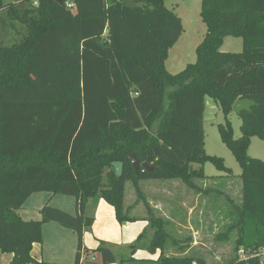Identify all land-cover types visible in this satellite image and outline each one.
<instances>
[{
    "label": "trees",
    "instance_id": "16d2710c",
    "mask_svg": "<svg viewBox=\"0 0 264 264\" xmlns=\"http://www.w3.org/2000/svg\"><path fill=\"white\" fill-rule=\"evenodd\" d=\"M0 12L26 31L0 47V251L12 255L10 264H55L31 256L50 222L76 235L79 264L83 233L94 221L85 213L88 201L103 200L119 224L135 221L124 205L126 182L141 198L139 183L148 180L200 190L196 181L205 178L207 162L230 174L222 159L204 151L205 97L225 119L236 100L255 103L238 114L239 138L227 120L217 130L241 169L235 249L246 256L264 249V162L247 155L251 138L264 141V0H201L206 33L196 61L175 75L164 64L183 28L164 0H0ZM225 37L240 38L241 52H221ZM131 154L152 171L135 176ZM113 162L123 165L120 177ZM37 193L73 198L76 213L44 205L40 220L23 221L17 211ZM148 214L151 233L137 242L149 237L148 252L160 251L156 264H204L162 255L169 235ZM130 249L133 255L136 245ZM93 252L99 264L117 261L106 245Z\"/></svg>",
    "mask_w": 264,
    "mask_h": 264
},
{
    "label": "rangeland",
    "instance_id": "374dc122",
    "mask_svg": "<svg viewBox=\"0 0 264 264\" xmlns=\"http://www.w3.org/2000/svg\"><path fill=\"white\" fill-rule=\"evenodd\" d=\"M1 1L3 4H7L17 3L19 0ZM164 4L168 10L181 19L183 28L178 41L169 50L168 58L164 64L166 71L175 75L181 72L186 65L196 61L195 50L203 40L206 27L200 17L201 0H164ZM25 34L26 31L21 24L9 21L3 12H0V47H8L19 42ZM241 50L242 40L240 38L225 37L223 39L221 52L240 53ZM204 104L205 154L222 159L224 166L231 173L219 172L211 163L207 162L202 166L205 178L196 181L200 190L189 189L176 180H148L139 183L141 198L137 197L132 184L126 182L124 204L132 207L129 214L131 217L149 218V211L153 217L162 221L165 231L169 235V239L162 249V255L191 257L202 260L204 264H228L230 260L236 257L240 258L243 254L241 250L235 249L237 235L231 228L237 221L235 208L241 203V181L239 177L241 169L231 152L221 142L217 126L225 124L226 120L229 121L233 138L237 139L241 135V121L238 115L233 112L225 119L218 106L208 97H205ZM247 155L252 159L264 162V141L256 137L251 138ZM191 166L194 170L201 167L198 164ZM64 198L72 199L74 203V199L71 197L37 193L31 200L23 204L17 214L23 221L40 220V208L44 205L50 207L56 204L60 205ZM89 202L91 201L86 204L85 213L93 217V212H87V206L88 211L92 210L89 208L91 205ZM113 221L119 225L115 218ZM148 228H145L146 233ZM86 232L91 233V230ZM227 232V239H218L219 236ZM148 233L150 234L151 230ZM144 240H146V244L137 242V239L132 244L136 245L134 253H143L141 258L154 255L150 254L147 249L149 237ZM193 242L196 244L194 245ZM102 244L106 245L100 243V245ZM108 247L117 259L115 264H120V260L125 256L128 257L131 253L128 247L122 250L121 244L117 242L108 243ZM159 254L160 251H158L157 257Z\"/></svg>",
    "mask_w": 264,
    "mask_h": 264
},
{
    "label": "crops",
    "instance_id": "0c3cea01",
    "mask_svg": "<svg viewBox=\"0 0 264 264\" xmlns=\"http://www.w3.org/2000/svg\"><path fill=\"white\" fill-rule=\"evenodd\" d=\"M35 195V194H34ZM32 195L26 202L31 200L34 196ZM25 202V203H26ZM24 203V204H25ZM89 208L93 212L94 221L91 226V233L84 232L82 237L83 244V261L90 262L93 264L100 263V256L93 252L100 246V243L117 242L121 244V249L124 250L135 242V240L145 232L146 227H150L147 217H131L135 219V222L123 223L117 225L114 223V210L111 206L105 203L103 200L89 202ZM125 205V204H124ZM52 207L60 209L71 215L76 213L75 205L72 199L64 198L60 205H53ZM130 212L132 211L131 206ZM144 221H139V220ZM126 233V236H124ZM147 234H149L147 232ZM147 237L145 236L139 243H145ZM194 245L196 242H193ZM77 239L71 231L60 227L56 223L50 222L42 226V242L34 244L31 252L32 258L37 262L55 263V264H74L76 254ZM87 250V252H85ZM131 250V249H130ZM136 251V250H135ZM143 255L135 252L131 256H125L123 259H133V262H125L124 264H156L158 251L154 255L141 258ZM82 256V255H81ZM140 257V258H138ZM12 255L4 254L0 251V264H10ZM115 264V263H114Z\"/></svg>",
    "mask_w": 264,
    "mask_h": 264
},
{
    "label": "water",
    "instance_id": "95a60500",
    "mask_svg": "<svg viewBox=\"0 0 264 264\" xmlns=\"http://www.w3.org/2000/svg\"><path fill=\"white\" fill-rule=\"evenodd\" d=\"M55 3L57 4H61L63 1L65 0H53ZM255 103L253 101L247 100V99H238L234 102V104L232 105V112L235 113L236 115L240 114L241 112L245 111L248 112L250 111V108L252 106H254ZM129 160L131 162V165L133 167L134 170V175L136 176L139 172L140 169H144L146 171H152V168L148 167V165L146 163H139L136 160V157L134 154H131L129 156ZM112 168H113V172L114 175L116 177H120L122 174V169H123V165L120 162H113L111 164ZM151 228L149 227L147 229V232H150Z\"/></svg>",
    "mask_w": 264,
    "mask_h": 264
},
{
    "label": "built area",
    "instance_id": "2783aa9c",
    "mask_svg": "<svg viewBox=\"0 0 264 264\" xmlns=\"http://www.w3.org/2000/svg\"><path fill=\"white\" fill-rule=\"evenodd\" d=\"M66 6H67V8H71L72 7V5L69 4V3ZM81 255L82 256H81V258L79 260V264H93L92 261L84 263V261H83V259H84L83 258V253ZM241 256L242 257H240L239 259L247 260L248 258H257L259 260V264H264V249H261V250L257 251L256 253L251 254L249 256H246L244 253Z\"/></svg>",
    "mask_w": 264,
    "mask_h": 264
}]
</instances>
